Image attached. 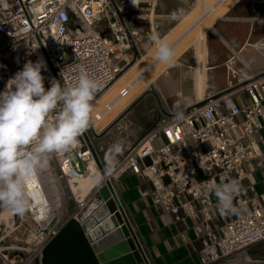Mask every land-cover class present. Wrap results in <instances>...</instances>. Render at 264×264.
Instances as JSON below:
<instances>
[{
  "label": "built area",
  "instance_id": "1",
  "mask_svg": "<svg viewBox=\"0 0 264 264\" xmlns=\"http://www.w3.org/2000/svg\"><path fill=\"white\" fill-rule=\"evenodd\" d=\"M227 1L215 0L203 9L185 33L203 27L208 15ZM144 2L0 0V91L26 62L43 58L45 88L52 78L62 86L74 84L84 72L102 83L94 98L99 97L131 63L127 53L140 39L124 15L141 19ZM147 4L154 9L157 0ZM102 8L108 32L94 26ZM257 46L263 48L264 43ZM230 76L227 89L180 112L182 118L170 114L146 131L116 159L114 168L106 167L100 155L105 175L83 134L75 149L52 154L47 169L28 185L36 198L24 215L3 217L8 209L0 207V264H43L45 248L67 221L79 220L93 195L128 171L151 182L153 203L175 221L192 217L207 261L228 259L264 242V193H257L253 180V162L261 166L264 157V72L242 79L232 69ZM131 89L123 87L118 96L127 97ZM92 123L88 131L100 154L99 132ZM93 165L103 178L85 194L80 181L92 174ZM233 180L240 186L233 203L246 211L221 215L216 197L206 195L204 186Z\"/></svg>",
  "mask_w": 264,
  "mask_h": 264
},
{
  "label": "crops",
  "instance_id": "2",
  "mask_svg": "<svg viewBox=\"0 0 264 264\" xmlns=\"http://www.w3.org/2000/svg\"><path fill=\"white\" fill-rule=\"evenodd\" d=\"M228 4L225 12L206 30L204 39L194 40L179 48L187 36L183 33L169 42L174 50L178 49L175 65L164 67L157 74L156 82L148 86L139 96L142 97L140 102L128 113L151 114L152 124L146 131L152 129L161 118L180 113L227 89L232 69L242 79L264 72V47L257 46L260 42L264 43V0H232ZM142 6L145 10L141 19L124 15L129 29L138 31L140 39L136 47L127 53L130 62L155 51L149 40L152 23L147 0ZM197 7L198 0H157L154 8L157 33L162 38L174 37L186 17ZM197 61H207L208 65L201 98L196 83ZM149 94H155L156 98L152 99L150 105L143 106L141 101ZM130 123L134 124L132 121ZM121 125L119 122V129ZM262 162L261 166L253 162L254 187L260 194L264 193V157ZM115 178L110 187L112 196L130 220L149 264L213 263L207 261L201 251L202 244L194 232L192 217L177 222L173 215L155 205L151 197L153 185L143 176L128 171ZM214 264H264V242Z\"/></svg>",
  "mask_w": 264,
  "mask_h": 264
},
{
  "label": "clouds",
  "instance_id": "3",
  "mask_svg": "<svg viewBox=\"0 0 264 264\" xmlns=\"http://www.w3.org/2000/svg\"><path fill=\"white\" fill-rule=\"evenodd\" d=\"M131 2L139 4V0ZM149 40L156 46V60L174 66L176 53L167 41L159 33L150 34ZM42 70H47L43 58L29 60L0 91V207L14 215H24L36 198L28 192V185L47 169L49 157L77 147L79 137L91 125L92 102L103 86L81 72L74 84L62 86L60 80L52 78L51 86L45 88ZM177 115L182 118V114ZM121 150L119 141L109 147V167H115ZM239 191L235 180L218 184L209 181L204 186L206 195L216 197L221 215H242L246 211L233 203Z\"/></svg>",
  "mask_w": 264,
  "mask_h": 264
},
{
  "label": "water",
  "instance_id": "4",
  "mask_svg": "<svg viewBox=\"0 0 264 264\" xmlns=\"http://www.w3.org/2000/svg\"><path fill=\"white\" fill-rule=\"evenodd\" d=\"M141 99L133 102L106 131L125 119ZM83 135L92 149L86 132ZM96 159L105 175L100 159ZM78 218L69 219L47 245L43 264H149L128 217L113 198L111 188L101 187Z\"/></svg>",
  "mask_w": 264,
  "mask_h": 264
},
{
  "label": "bare ground",
  "instance_id": "5",
  "mask_svg": "<svg viewBox=\"0 0 264 264\" xmlns=\"http://www.w3.org/2000/svg\"><path fill=\"white\" fill-rule=\"evenodd\" d=\"M202 2L206 3L207 1L202 0ZM230 2H232V0H230ZM230 2L227 1L223 5L216 8L214 12L208 15V17L213 16L212 20H215L218 16H221V14L225 12V9L229 5L228 3ZM142 10H145V9H142ZM217 10L218 11L220 10V13ZM216 11L220 15H215ZM150 12L151 14H149V18L152 23L151 32L157 33L156 27L154 26V21H155L154 17L156 13L154 12L153 8H150ZM94 26L98 30L105 31V32L109 31L104 8L100 9L98 13L95 15ZM205 32L206 30L204 29V31L200 33V36H199L200 40L205 38V34H206ZM163 39L165 38L163 37ZM144 57H147V54L146 55L144 54L143 58ZM141 60L142 58L137 60L134 64L130 65L129 68L125 69V71L108 88H106V90L101 95H99V97L94 98L92 102L93 103V110H92V117H93L92 122L93 123L92 124L94 128L97 130V132L102 133L106 131L108 127L117 119V117H119L133 103V101L137 99V97H139L145 90H147L148 86L156 82L157 74L152 75L151 72L154 69H156L158 72L159 70L158 65L160 64V62H158L157 60H155L156 62H152V63H155L153 67L151 66L150 64L151 62L149 61L146 67L141 72H139L138 75H136L133 79L127 82L130 79L132 73L136 72V70L139 68ZM207 69H208L207 61H197L196 83H197V88L199 91L200 98L202 97V93H203V90L206 84L205 76H206ZM128 85H132L130 94L127 97L120 98L118 96L119 91L123 87H126ZM100 104H103V105L101 107H98ZM107 106L108 107L110 106L109 110L106 108ZM98 177L100 178L99 180H97ZM102 178L103 177L101 173L98 171L97 167L93 165L92 174L89 177L85 178L84 180L80 181L79 188L86 194V192L90 191L93 187L99 185V183H101L102 181ZM34 183H35V179L33 180L31 184H29V186L30 187L33 186ZM75 188L76 187L74 186V189ZM7 214H10L9 210L3 214V217H6Z\"/></svg>",
  "mask_w": 264,
  "mask_h": 264
},
{
  "label": "rangeland",
  "instance_id": "6",
  "mask_svg": "<svg viewBox=\"0 0 264 264\" xmlns=\"http://www.w3.org/2000/svg\"><path fill=\"white\" fill-rule=\"evenodd\" d=\"M121 1V0H120ZM206 3H203L202 0H198V7L194 9L190 15L186 17L182 25L178 28V31L176 35L170 39L168 37H165V40L167 41L168 44H170V41H173L175 38L179 37V35H182L185 33L194 23H196L197 19L201 15V12L203 9H207L215 0H206ZM218 11V10H217ZM215 12V15H220V10L218 12ZM224 13V12H223ZM211 14V13H210ZM213 16H209L206 18L204 21V26L203 28L201 26L196 27L192 31H190V34H187V37L183 40V42L179 45V48L184 47L187 43H190L194 40H198L200 33L202 31L207 30L211 27L212 23L214 20H212ZM207 23V24H206ZM205 27V28H204ZM155 48L154 50L156 51L155 45H153ZM178 49L175 50V53L177 52ZM155 51L151 52L150 54H147V57L142 58V61H140L139 68L136 70V72L132 73L130 79L127 81L129 82L131 79H133L136 75H138L139 72H141L146 65L151 62V66L153 67L156 62L155 60ZM153 56V57H152ZM146 60V61H143ZM148 60V61H147ZM152 60V61H151ZM136 61H132L130 65L134 64ZM129 65V66H130ZM128 66V68H129ZM159 70L157 72L156 69L152 70L151 74H159L164 67H166V64L160 63L158 65ZM161 70V71H160ZM126 82V83H127ZM153 98H156L155 94H149L147 95L142 101L141 104L143 106H148L151 104V101ZM104 104V103H103ZM103 104H100L98 107H101ZM163 116V115H161ZM168 117L161 118L162 119H167ZM133 122L134 124L130 123ZM126 122V124H125ZM122 125L121 128L119 129L118 125L110 129L109 131H104L102 133H99V137L96 139V144L101 146L103 148L102 152L99 154L97 151L96 145L93 143L89 131H86V134L89 138V141L91 143V147L93 149V152L95 153V156L100 159V155L106 159V153L111 145H113L116 142H121L122 143V150L120 151L119 155L116 157V159H119L121 156L124 155L126 152V149L134 142L137 140L138 137L142 136L146 130L149 128V126L152 124V116L151 114H141L140 112H133L131 114H128L125 119L121 121ZM80 138V137H79ZM101 160V159H100ZM101 163V161H100ZM108 166L106 162V167ZM198 179L200 178L199 175H197ZM73 207V204L71 203L70 208ZM130 222V220L128 219Z\"/></svg>",
  "mask_w": 264,
  "mask_h": 264
}]
</instances>
